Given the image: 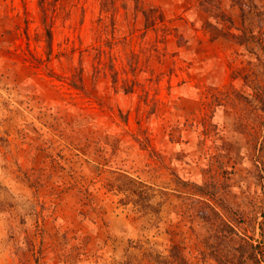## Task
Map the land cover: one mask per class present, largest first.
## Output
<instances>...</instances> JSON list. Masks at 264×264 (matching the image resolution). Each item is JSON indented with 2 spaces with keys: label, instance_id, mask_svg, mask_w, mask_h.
<instances>
[{
  "label": "rangeland",
  "instance_id": "374dc122",
  "mask_svg": "<svg viewBox=\"0 0 264 264\" xmlns=\"http://www.w3.org/2000/svg\"><path fill=\"white\" fill-rule=\"evenodd\" d=\"M242 238L264 0H0V264H234Z\"/></svg>",
  "mask_w": 264,
  "mask_h": 264
},
{
  "label": "trees",
  "instance_id": "16d2710c",
  "mask_svg": "<svg viewBox=\"0 0 264 264\" xmlns=\"http://www.w3.org/2000/svg\"><path fill=\"white\" fill-rule=\"evenodd\" d=\"M51 39V32L49 31V48H52ZM222 226L224 230L228 229L233 231L231 226H229L226 222H224ZM241 240H239L240 242L236 244L237 247L234 249L236 252L234 255V264H264V241L255 243L252 240H247L244 238Z\"/></svg>",
  "mask_w": 264,
  "mask_h": 264
}]
</instances>
